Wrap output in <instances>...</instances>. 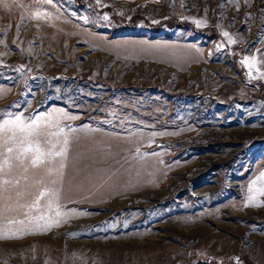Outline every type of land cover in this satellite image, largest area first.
Returning <instances> with one entry per match:
<instances>
[{
	"label": "rangeland",
	"instance_id": "374dc122",
	"mask_svg": "<svg viewBox=\"0 0 264 264\" xmlns=\"http://www.w3.org/2000/svg\"><path fill=\"white\" fill-rule=\"evenodd\" d=\"M258 50L264 0H0V124L64 127V167L84 149L67 180L82 194L62 195L59 158L11 162L21 194L0 205V264H264Z\"/></svg>",
	"mask_w": 264,
	"mask_h": 264
},
{
	"label": "snow or ice",
	"instance_id": "6c2138e0",
	"mask_svg": "<svg viewBox=\"0 0 264 264\" xmlns=\"http://www.w3.org/2000/svg\"><path fill=\"white\" fill-rule=\"evenodd\" d=\"M51 2V0H49ZM44 13H35L34 17L36 19H40ZM105 19L107 17L105 16ZM197 25H201L204 21L196 20L194 21ZM223 36L227 37L230 44H235L236 41L233 40L227 31L223 32ZM264 51V50H258ZM256 63V57L253 56L251 58L245 56L241 60V64L245 65L249 69L253 67ZM251 77V72H249ZM253 79L257 77H251ZM261 78H264V74H261ZM68 119H74L75 117H67ZM42 117L36 116L34 119H31L29 122L25 123L21 116H16L14 119L5 120L2 124H0V133H2L6 138L7 141H11L13 146L7 147V158L4 160V165L8 167V170H11L12 161L15 160L19 163L20 166L29 165L31 168H39V167H46L49 171H51L52 167H54L57 163V158H59L58 167L60 170H63L64 163L63 158L66 156L67 152V145L69 144V137L68 134L65 133L64 127H60L57 124V131L55 133L49 132V128L52 126L54 121L50 120L48 117H44L45 123L41 124ZM71 131V129H69ZM9 133L11 135H9ZM64 134L62 145L59 147L58 150H51V149H42L40 145L41 138L44 139L45 144L48 143V138L50 136L60 137V134ZM57 143H60V140H57ZM52 149L56 148V144H52ZM27 170V169H25ZM0 172H4V168L0 167ZM7 174V173H5ZM261 177H264V172H262ZM12 182L11 180H4V185H10ZM51 183L55 184V180H52ZM253 184L256 181L252 182ZM249 191H252L251 184L249 185ZM260 194L264 195V188L260 189ZM45 191H41L39 196L35 201H33V206L39 203V199L45 196ZM19 195V193L17 194ZM48 195L52 197H57L58 192L56 190H50ZM255 197L250 196L249 202H254ZM247 206V205H245ZM60 213L57 212V216ZM37 220L44 219L43 217H37ZM22 223V221L20 222ZM55 223H59V221H55ZM49 226H51L49 224Z\"/></svg>",
	"mask_w": 264,
	"mask_h": 264
},
{
	"label": "crops",
	"instance_id": "0c3cea01",
	"mask_svg": "<svg viewBox=\"0 0 264 264\" xmlns=\"http://www.w3.org/2000/svg\"><path fill=\"white\" fill-rule=\"evenodd\" d=\"M97 140H98V142L99 141H103V140L100 139V137H98L96 139H91V140L89 139L88 142L89 143H93V142H97ZM79 141L82 142L81 139ZM104 141H110V140H104ZM106 148L107 149H104V148L101 149V152L104 155V157L108 158V162H109L110 161L109 158H110V155H111L109 150H110L111 147L108 146ZM81 149L82 148H78L76 150H73L74 154L71 156V160L63 168V170L59 171V173H61V175H62L61 176L62 177V195H64V194L67 195V193L73 194V195L82 194L81 193L82 192V188L81 187L76 186V185H67V180L70 181L71 179H73V177H71L70 174H79L78 172H80L82 170L80 168V166L78 165L79 161L77 160L81 156V152L84 150V149H82V150ZM3 152L4 151H3V146H2V149L0 147V167L4 168V172H0V205L5 201L6 198L13 199L14 196L19 197L20 194H21V192H20L21 190L19 188H16L14 186L6 187L3 184V181L6 180L5 173H7V175H9V176L13 175L12 177H8V179H10L12 181H15V178H16L17 181L20 180L19 176L18 177L15 176L16 172L19 173V171H20L18 168L16 169L14 166H12L11 170L9 171L8 167L4 165V163H3L4 162V155H3L4 153ZM90 154H96V152H94V153L91 152ZM108 164H109V166H107L108 169H109L108 171L111 172V167L112 166H111L110 162ZM104 188H107V187H104ZM92 191H94V190H92ZM18 193H19V195H17Z\"/></svg>",
	"mask_w": 264,
	"mask_h": 264
},
{
	"label": "bare ground",
	"instance_id": "6f19581e",
	"mask_svg": "<svg viewBox=\"0 0 264 264\" xmlns=\"http://www.w3.org/2000/svg\"><path fill=\"white\" fill-rule=\"evenodd\" d=\"M134 199V198H133ZM190 231V230H189Z\"/></svg>",
	"mask_w": 264,
	"mask_h": 264
}]
</instances>
